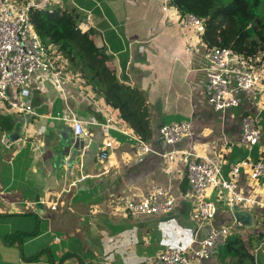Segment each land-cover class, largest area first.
I'll use <instances>...</instances> for the list:
<instances>
[{"label": "crops", "instance_id": "0c3cea01", "mask_svg": "<svg viewBox=\"0 0 264 264\" xmlns=\"http://www.w3.org/2000/svg\"><path fill=\"white\" fill-rule=\"evenodd\" d=\"M34 1L76 10L81 30L93 31L96 46L110 57L108 67L122 83L143 93L149 130L147 140L140 139L119 111L72 78L69 69L59 81L37 77L26 85L36 115H19L0 105V264H52L49 257L55 264H146L161 252L196 246V205L185 169L178 165L173 175L166 172L161 153L170 147L159 130L165 124L192 122V136L176 149L218 156L229 175L236 163L254 161L241 135L246 116L260 115L262 141L257 147L264 157V94L241 92L239 107L214 111L205 89L208 46L202 37L194 41L193 53L186 51L181 30L163 9L170 0ZM252 63L264 76V53ZM71 115L84 122L88 137L75 136ZM109 142L113 148L101 161L102 146ZM140 143L153 152H142ZM256 182L251 169L243 167L242 191L250 194ZM258 183L260 205L248 208L256 225L234 230L253 243L254 261L243 259V264H264V179ZM158 186L171 188L174 211L133 215L128 205ZM210 199L218 214L197 240L208 227L236 221L217 191ZM15 233L37 235L23 246H10L4 237ZM39 254L38 262L23 260ZM200 264L224 263L216 256Z\"/></svg>", "mask_w": 264, "mask_h": 264}, {"label": "built area", "instance_id": "2783aa9c", "mask_svg": "<svg viewBox=\"0 0 264 264\" xmlns=\"http://www.w3.org/2000/svg\"><path fill=\"white\" fill-rule=\"evenodd\" d=\"M50 2L52 0H44ZM33 7L44 8L34 0L25 5H15L12 0H5L0 7V105H3L19 115H36L26 85L34 78L54 77L57 81L64 77L60 57L56 52L44 46L36 33L30 19ZM164 11L175 21L177 28L183 34L186 51H195L194 41H202L205 34V20L194 15L185 16L171 5V0L164 6ZM91 16H87L90 22ZM84 27V24L80 25ZM209 62L206 70V95L209 105L216 112L225 113L240 106L241 92L250 95L264 94L262 85L263 74L254 67L252 60L237 55L231 49L213 47L206 54ZM73 124L76 137H88L89 133L84 122L71 115L68 120ZM110 123V121H108ZM260 115L246 116L242 120L241 135L247 148L252 150L262 141ZM107 128H112L107 125ZM161 141L170 147L162 158L166 161V172L173 175L178 165L185 169L189 185V197L195 203L192 220L196 226L193 244L184 249L176 248L148 257L146 264H200L218 255L219 250L227 243L234 229L242 225L234 221L231 225L208 227L202 239L198 234L205 230L217 217L218 205L210 199L213 191L221 197V202L229 210L236 207L253 208L260 205L258 194L260 180L264 179V157L259 162L246 160L236 163L230 169L228 177L223 171V162L218 156L200 155L176 149V146L193 134L190 121L165 124L160 128ZM113 143L102 146L99 160L108 158ZM144 153L153 152L145 143H140ZM243 167L251 169L252 178L257 184L250 194L242 191L239 180ZM133 215L155 216L168 214L175 209V198L170 187L158 186L150 194L128 205Z\"/></svg>", "mask_w": 264, "mask_h": 264}, {"label": "trees", "instance_id": "16d2710c", "mask_svg": "<svg viewBox=\"0 0 264 264\" xmlns=\"http://www.w3.org/2000/svg\"><path fill=\"white\" fill-rule=\"evenodd\" d=\"M13 1L25 5L32 0ZM171 5L183 16L191 13L205 20L203 40L208 49H231L248 60L264 53V0H171ZM30 19L44 46L53 49L76 78L102 98L106 105L119 111L121 118L140 139L147 140L149 123L143 93L122 83L117 73L108 67L110 57L96 46L93 31L81 30L76 10L60 6L33 7ZM252 150L253 162H259L262 157L258 154L259 148L256 146ZM36 235L15 233L4 239L10 246H23ZM252 244L234 231L217 256L224 264H243V259L254 261L250 250ZM41 255L30 258L23 255V260L26 263L38 262ZM50 258L48 261L55 264V260Z\"/></svg>", "mask_w": 264, "mask_h": 264}, {"label": "water", "instance_id": "95a60500", "mask_svg": "<svg viewBox=\"0 0 264 264\" xmlns=\"http://www.w3.org/2000/svg\"><path fill=\"white\" fill-rule=\"evenodd\" d=\"M38 211L41 213L40 210ZM232 213L236 222L240 223L242 226L246 228H252L256 225V219L252 211L236 207L232 209Z\"/></svg>", "mask_w": 264, "mask_h": 264}, {"label": "rangeland", "instance_id": "374dc122", "mask_svg": "<svg viewBox=\"0 0 264 264\" xmlns=\"http://www.w3.org/2000/svg\"><path fill=\"white\" fill-rule=\"evenodd\" d=\"M12 1H13V0H12ZM13 2H14V1H13ZM14 4H15V5H18V4H16V2H14ZM52 6H54V5H52ZM46 7H47V6H46ZM60 62H61V64H60L61 67H66V66L62 63L61 60H60ZM66 69H70V68H67V67H66L64 70H66ZM71 75H72V78H73V77L76 78V76H75V74H74L73 71H72V74H71ZM76 79H77V78H76ZM200 263H201V262H200Z\"/></svg>", "mask_w": 264, "mask_h": 264}]
</instances>
